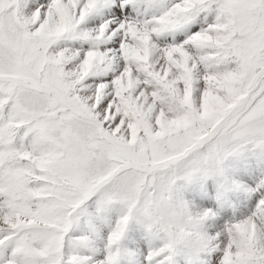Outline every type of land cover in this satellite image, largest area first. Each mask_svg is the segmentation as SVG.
I'll list each match as a JSON object with an SVG mask.
<instances>
[{
    "label": "snow or ice",
    "instance_id": "obj_1",
    "mask_svg": "<svg viewBox=\"0 0 264 264\" xmlns=\"http://www.w3.org/2000/svg\"><path fill=\"white\" fill-rule=\"evenodd\" d=\"M0 264H264V0H0Z\"/></svg>",
    "mask_w": 264,
    "mask_h": 264
},
{
    "label": "rangeland",
    "instance_id": "obj_2",
    "mask_svg": "<svg viewBox=\"0 0 264 264\" xmlns=\"http://www.w3.org/2000/svg\"><path fill=\"white\" fill-rule=\"evenodd\" d=\"M253 123V118L250 115L241 114L237 117L233 127L238 132H243ZM204 143H207L205 140ZM196 149H189L186 153L181 154L171 163L187 160L193 157ZM191 163L194 165L189 168L185 175L173 181V184L182 182L186 191L190 192L194 187H197L202 182H211L214 189L220 192L227 190L228 184L224 177L226 168L233 166L236 163L235 150L227 148L219 151H214L211 155H206L202 158H193Z\"/></svg>",
    "mask_w": 264,
    "mask_h": 264
}]
</instances>
